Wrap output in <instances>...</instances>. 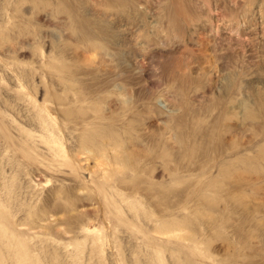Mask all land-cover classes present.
<instances>
[{
  "label": "rangeland",
  "instance_id": "obj_1",
  "mask_svg": "<svg viewBox=\"0 0 264 264\" xmlns=\"http://www.w3.org/2000/svg\"><path fill=\"white\" fill-rule=\"evenodd\" d=\"M122 1L0 0L4 264H264V0H186L188 49L167 0ZM138 147L154 160L116 163Z\"/></svg>",
  "mask_w": 264,
  "mask_h": 264
},
{
  "label": "bare ground",
  "instance_id": "obj_2",
  "mask_svg": "<svg viewBox=\"0 0 264 264\" xmlns=\"http://www.w3.org/2000/svg\"><path fill=\"white\" fill-rule=\"evenodd\" d=\"M107 1L110 4H114L115 1H122V0H107ZM167 1H168V5H166L165 10L167 11V20H168V24L171 28V31L172 32L174 31L175 33L181 34V37L179 35H177L178 37L175 35L176 39H178V41H179L178 44H179V46L184 47L185 49H188L189 44H187V42L185 41L186 35L184 36L182 34H184L183 30H184L185 26H188V25H191L192 23L197 22L198 19L196 17H194V15H193L195 10L192 9V7L186 3V0H167ZM121 4H124V1H122ZM98 24H99V21H98V23L97 22L94 23V25H98ZM76 25H78V22H76ZM217 37H220V36H215L216 40L218 39ZM171 38H173V37H171ZM171 41L174 42V40L171 39L169 41V43ZM166 45H167V43H166ZM235 51H236L235 42L232 40L231 45H230V50L226 54L221 55L220 59L223 60V63H227L229 60L231 63H235ZM231 67H233V66L231 65ZM182 77H183L182 80L184 82H188L190 80V75L187 74L186 72H184ZM227 110H225V109L223 110V112H222L223 116H226V115L229 116L230 115L229 116L230 119L234 118L235 112H234L233 107H231ZM238 132H239L238 128L235 127L233 124H230L229 121H228V123H226L222 120V118H218V120H216L214 123V130L210 133V136L208 135V141L211 143V145L213 144L212 146H213L214 151L219 152V154H220V153H225V150H227L226 152L228 154H232L233 155L232 157L234 158ZM203 136H205V134ZM178 138L181 141V135ZM199 147L197 145L191 146L190 149L186 153H183L181 155V157H182L181 159L185 160L186 158L187 159L190 158V160H193L198 155H201L205 161H209L210 156H211L210 152L205 147H202L201 150ZM148 154L149 153H146L145 150H142L141 148L138 147V149H136L132 152L120 151V153H118V155L116 156L115 160H116L117 164H121V165L123 164L124 165V167H122L124 170H127V171L132 170L133 171V170H135V166H137L138 163H140L139 159L141 157L144 159L148 158V160H154V157L150 156L151 154L150 155H148ZM163 158H165V157H163ZM167 158H168V156H167ZM224 166H225V168L220 171V174H221V176L229 177L230 174L232 173L231 171H233L235 168V160L231 159V161L228 163V166H226V164ZM137 168H138V166H137ZM137 170H139V169H137ZM119 171H121V170H119ZM175 171H174V173H175ZM107 205L112 211H114L117 214L119 220L125 222V219H123L121 214H120L121 210L117 206L116 201H114L113 199H109L107 202ZM132 207H133V209L138 210L137 205L133 204ZM4 208H5L4 204L0 205V217H2L5 214L2 211V209H4ZM137 212L139 215L143 214L139 211H137ZM125 223H127V221ZM2 234H6V232H4V230L2 231L0 228V237L2 236ZM1 241H0V264H4L3 258H6L9 255L10 244L8 242H5V241L1 242ZM29 257L30 256L28 254H25V258H23L21 255L17 254L16 255L17 264H29V261L33 262V260H31V257L30 258ZM34 258H32V259H34ZM37 260H41V259H37ZM36 262L38 263V261H36ZM41 262L42 261H40V263ZM37 263H35V264H37ZM31 264H33V263H31Z\"/></svg>",
  "mask_w": 264,
  "mask_h": 264
}]
</instances>
